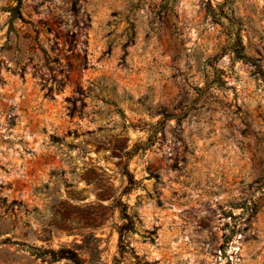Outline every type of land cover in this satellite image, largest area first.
Wrapping results in <instances>:
<instances>
[{
  "label": "rangeland",
  "instance_id": "374dc122",
  "mask_svg": "<svg viewBox=\"0 0 264 264\" xmlns=\"http://www.w3.org/2000/svg\"><path fill=\"white\" fill-rule=\"evenodd\" d=\"M63 246L264 264V0H0V264Z\"/></svg>",
  "mask_w": 264,
  "mask_h": 264
},
{
  "label": "trees",
  "instance_id": "16d2710c",
  "mask_svg": "<svg viewBox=\"0 0 264 264\" xmlns=\"http://www.w3.org/2000/svg\"><path fill=\"white\" fill-rule=\"evenodd\" d=\"M17 9V7H12L10 10L13 12ZM35 250H39L36 255L38 257L47 258L49 257L52 261L68 259L73 261L76 264H84L82 262V257L79 251L75 249H71L69 247H61L59 249L54 248H39L35 247Z\"/></svg>",
  "mask_w": 264,
  "mask_h": 264
}]
</instances>
